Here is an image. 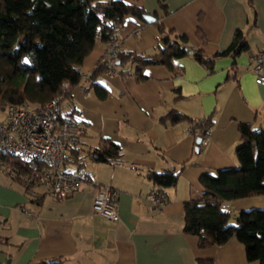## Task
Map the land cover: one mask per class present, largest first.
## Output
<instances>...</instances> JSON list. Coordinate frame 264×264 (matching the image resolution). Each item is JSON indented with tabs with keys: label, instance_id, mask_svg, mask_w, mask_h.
<instances>
[{
	"label": "crops",
	"instance_id": "obj_1",
	"mask_svg": "<svg viewBox=\"0 0 264 264\" xmlns=\"http://www.w3.org/2000/svg\"><path fill=\"white\" fill-rule=\"evenodd\" d=\"M123 1L154 14L174 33L187 35L190 48L203 50L208 57L226 50L237 30L243 32L249 48L215 58L213 69L193 54L175 60L173 69L149 65L143 81L133 75L103 73L99 82L110 93L99 100L85 89L87 77L107 49L96 43L80 68L84 82L64 83L69 96L61 104V110L64 104L69 109L64 114L77 116L88 127L78 153L65 167L72 173L84 172L82 187L69 197L55 198L45 195L43 186L26 193L19 182L4 176L0 264H258L248 261L238 237L222 246L201 248L199 237L186 234L183 226L184 202L204 192L200 177L240 166L239 126L264 130V86L256 83L250 60L252 54L264 51V0ZM155 22L127 16L118 32L122 49L156 53L161 34ZM172 111L210 124V142L198 147V134L189 121L164 120ZM101 138L121 148L115 159L97 161L87 155ZM184 164L177 186L167 190L166 205L152 210L148 194L156 187L147 173L180 169ZM104 185L119 191L117 221L93 210L95 195ZM224 207L231 215L264 209V189L253 187L248 196L227 201Z\"/></svg>",
	"mask_w": 264,
	"mask_h": 264
},
{
	"label": "trees",
	"instance_id": "obj_2",
	"mask_svg": "<svg viewBox=\"0 0 264 264\" xmlns=\"http://www.w3.org/2000/svg\"><path fill=\"white\" fill-rule=\"evenodd\" d=\"M145 13L144 8L123 0H0V111L4 114L0 120L5 119L10 106L25 101L43 105L56 99L61 106L69 96L64 91V83L75 86L84 82L80 68L96 43L106 45L107 51L118 37L126 17L134 16L145 22ZM155 25L161 34V44L156 53L143 54L120 47L117 55L108 59L105 52L87 77L89 85L85 89L92 90L99 100H105L110 90L99 82L103 73L118 74L122 78L133 75L138 81H143L146 79L143 70L149 65L163 64L173 69L175 60L193 54L198 62L213 69L215 58L232 53L235 56L249 48L243 32L237 30L226 50L208 57L203 50L190 48L187 35L167 29L161 20H157ZM198 35L201 39L205 37L201 29ZM236 68L234 64L232 73ZM163 119L173 124L189 121L192 132L199 129L198 137L210 127L208 123H196L176 111ZM239 130L241 144L236 149V158L240 166L200 177L204 192L184 202L183 231L198 236L201 248L222 246L238 237L245 245L248 261L264 264V209L231 215L224 207L227 201L248 196L253 187L264 189V130L249 124H241ZM81 139L66 150L64 168L78 153ZM119 152L121 148L117 144L101 138L99 146L85 154L97 161H110ZM34 166L41 167L40 163L12 161L7 153L0 152V173L19 182L26 193L41 186L26 184L22 179ZM184 168L185 164L180 169L149 171L148 178L156 187L150 193H156L166 205L167 190L177 186ZM44 193L47 195L45 189ZM150 205L152 210L161 209L151 201ZM40 264L58 263L43 261Z\"/></svg>",
	"mask_w": 264,
	"mask_h": 264
},
{
	"label": "built area",
	"instance_id": "obj_3",
	"mask_svg": "<svg viewBox=\"0 0 264 264\" xmlns=\"http://www.w3.org/2000/svg\"><path fill=\"white\" fill-rule=\"evenodd\" d=\"M120 47L116 36L106 57L113 59ZM250 60L256 83L264 86V51L252 54ZM86 130V123L77 116L64 114L56 99L43 105L25 101L10 106L5 119L0 120V152L7 153L12 161L40 163L41 167L34 166L23 176L24 182L44 186L51 197L66 198L81 189L85 177L84 172L77 174L64 168L66 150L75 146ZM194 133L199 134V129ZM201 137V144H208L210 128H206ZM149 199L156 208L165 206L154 192ZM93 210L108 220L117 221L120 218L119 191L111 185L101 186L95 195Z\"/></svg>",
	"mask_w": 264,
	"mask_h": 264
},
{
	"label": "water",
	"instance_id": "obj_4",
	"mask_svg": "<svg viewBox=\"0 0 264 264\" xmlns=\"http://www.w3.org/2000/svg\"><path fill=\"white\" fill-rule=\"evenodd\" d=\"M143 19L146 22H148V23H153V22L157 21V17L154 14H151V13H145V14H143ZM25 61L27 63H29L27 59ZM200 143H201V137H198L197 138V145H198V147H199Z\"/></svg>",
	"mask_w": 264,
	"mask_h": 264
},
{
	"label": "rangeland",
	"instance_id": "obj_5",
	"mask_svg": "<svg viewBox=\"0 0 264 264\" xmlns=\"http://www.w3.org/2000/svg\"><path fill=\"white\" fill-rule=\"evenodd\" d=\"M62 111L64 112V113H66V112H69V109H68V106H67V104H64L63 105V108H62ZM3 116V112L2 111H0V118ZM82 153H84V151H82ZM88 161V163H91V161H90V159H87ZM5 178L6 177H4V175L2 174V173H0V180L3 182L4 180H5ZM1 234H3V229L2 228H0V235ZM10 261V258H8L7 259V262H9Z\"/></svg>",
	"mask_w": 264,
	"mask_h": 264
}]
</instances>
